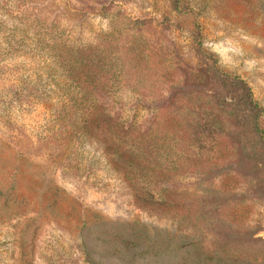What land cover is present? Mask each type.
Masks as SVG:
<instances>
[{"label": "rangeland", "instance_id": "1", "mask_svg": "<svg viewBox=\"0 0 264 264\" xmlns=\"http://www.w3.org/2000/svg\"><path fill=\"white\" fill-rule=\"evenodd\" d=\"M0 264H264V0H0Z\"/></svg>", "mask_w": 264, "mask_h": 264}]
</instances>
